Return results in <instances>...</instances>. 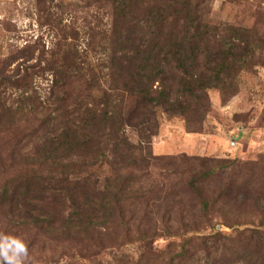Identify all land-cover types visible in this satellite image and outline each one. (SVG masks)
I'll return each instance as SVG.
<instances>
[{
  "label": "trees",
  "instance_id": "obj_1",
  "mask_svg": "<svg viewBox=\"0 0 264 264\" xmlns=\"http://www.w3.org/2000/svg\"><path fill=\"white\" fill-rule=\"evenodd\" d=\"M35 1L49 45L0 58V231L26 241L31 264L56 252L76 264H264L262 217L235 211L239 189L210 184L242 164L152 151L163 115L199 132L208 92L225 103L242 71L264 66L257 34L213 18L208 0Z\"/></svg>",
  "mask_w": 264,
  "mask_h": 264
},
{
  "label": "rangeland",
  "instance_id": "obj_2",
  "mask_svg": "<svg viewBox=\"0 0 264 264\" xmlns=\"http://www.w3.org/2000/svg\"><path fill=\"white\" fill-rule=\"evenodd\" d=\"M208 6L213 18L247 27L264 45V0H208ZM39 7L38 11L35 0H0V58L36 40H44L46 47L49 45L51 38L46 27H39L36 21L45 8L42 4ZM257 54L264 58V49ZM37 87L41 94L45 93V82H39ZM208 94L212 109L202 130L188 131L180 118L163 115L158 134L152 139V151L156 155H195L240 162L242 167L239 164L214 176L210 184L215 190L227 184L231 192L239 189L244 201L236 205L235 211L246 220L253 215L255 220L262 217L259 220L264 226V66L258 64L251 71H242L238 92L227 102L221 103L215 89ZM258 210L262 211L260 215L255 213ZM218 220L213 214L212 224ZM168 242L169 238H159L154 247L164 248ZM137 249V244H129L122 251L115 248L102 251L97 258L106 263L112 255L133 254ZM254 249L264 254V242L255 244ZM32 263L76 264L58 252L43 255Z\"/></svg>",
  "mask_w": 264,
  "mask_h": 264
},
{
  "label": "clouds",
  "instance_id": "obj_3",
  "mask_svg": "<svg viewBox=\"0 0 264 264\" xmlns=\"http://www.w3.org/2000/svg\"><path fill=\"white\" fill-rule=\"evenodd\" d=\"M0 264H31L30 250L22 237L0 231Z\"/></svg>",
  "mask_w": 264,
  "mask_h": 264
}]
</instances>
